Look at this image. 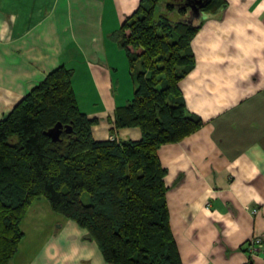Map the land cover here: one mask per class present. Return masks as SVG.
<instances>
[{
    "label": "crops",
    "instance_id": "obj_1",
    "mask_svg": "<svg viewBox=\"0 0 264 264\" xmlns=\"http://www.w3.org/2000/svg\"><path fill=\"white\" fill-rule=\"evenodd\" d=\"M140 2L0 0V118L78 55L103 98L102 109L88 114L100 116L93 135L109 138L118 103L100 63ZM183 19L200 28L192 39L195 65L179 84L204 123L159 149L179 253L184 264H264V0H225L217 11L191 8ZM117 135L138 139L141 129L120 127ZM62 219L24 232L9 264H114L87 229Z\"/></svg>",
    "mask_w": 264,
    "mask_h": 264
},
{
    "label": "trees",
    "instance_id": "obj_2",
    "mask_svg": "<svg viewBox=\"0 0 264 264\" xmlns=\"http://www.w3.org/2000/svg\"><path fill=\"white\" fill-rule=\"evenodd\" d=\"M224 3L141 0L112 33L127 53L135 92L116 107L109 138L94 137L98 119L80 109L73 69L64 64L0 118V264H9L17 252L22 219L40 196L87 229L109 262L184 264L170 223L167 168L159 149L204 123L189 111L179 84L195 65L192 39L200 28L183 16L197 7L214 12ZM58 121L64 127L54 141L44 131ZM126 126L139 127L141 137L120 138L117 130Z\"/></svg>",
    "mask_w": 264,
    "mask_h": 264
},
{
    "label": "rangeland",
    "instance_id": "obj_3",
    "mask_svg": "<svg viewBox=\"0 0 264 264\" xmlns=\"http://www.w3.org/2000/svg\"><path fill=\"white\" fill-rule=\"evenodd\" d=\"M169 1L184 3L186 0ZM174 16L175 19L182 18L181 14H174ZM65 60L67 61V67L69 66V68L73 69L74 82L72 83L74 84L73 87L76 91L80 109L88 114L101 110L103 98H100L101 95L96 82H93L84 68L86 64L82 61V58L77 55L74 58L69 57ZM100 64H102L100 66L103 67L104 73L108 75L109 96L118 103V106L119 104H127L134 96L135 85L130 74L129 61L125 49L117 43L116 48L112 47L109 49L108 55ZM89 116L93 117V115ZM86 197L87 194H85ZM62 218H65V216L53 210L48 198L40 196L29 205L22 219L21 226L25 233L31 234L33 226L35 227L42 222L43 224L54 223V225H57L63 221Z\"/></svg>",
    "mask_w": 264,
    "mask_h": 264
},
{
    "label": "water",
    "instance_id": "obj_4",
    "mask_svg": "<svg viewBox=\"0 0 264 264\" xmlns=\"http://www.w3.org/2000/svg\"><path fill=\"white\" fill-rule=\"evenodd\" d=\"M64 124L61 121L55 123V125L51 126L49 129L45 130L44 132L49 135L54 141L61 139V133L63 130ZM71 125H65L66 131H71ZM88 239H92L90 236H86Z\"/></svg>",
    "mask_w": 264,
    "mask_h": 264
},
{
    "label": "built area",
    "instance_id": "obj_5",
    "mask_svg": "<svg viewBox=\"0 0 264 264\" xmlns=\"http://www.w3.org/2000/svg\"><path fill=\"white\" fill-rule=\"evenodd\" d=\"M257 211L256 208L253 209V212L255 213ZM261 242V237H254L249 244V250L251 253H254L256 251V244Z\"/></svg>",
    "mask_w": 264,
    "mask_h": 264
}]
</instances>
